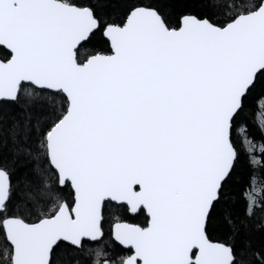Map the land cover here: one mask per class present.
Masks as SVG:
<instances>
[{
  "label": "snow or ice",
  "instance_id": "snow-or-ice-1",
  "mask_svg": "<svg viewBox=\"0 0 264 264\" xmlns=\"http://www.w3.org/2000/svg\"><path fill=\"white\" fill-rule=\"evenodd\" d=\"M0 264H264V0H0Z\"/></svg>",
  "mask_w": 264,
  "mask_h": 264
}]
</instances>
